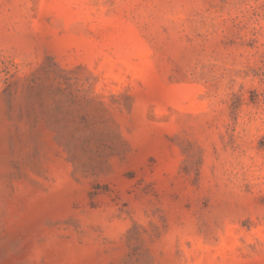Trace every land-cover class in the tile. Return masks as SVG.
<instances>
[{
    "label": "rangeland",
    "instance_id": "obj_1",
    "mask_svg": "<svg viewBox=\"0 0 264 264\" xmlns=\"http://www.w3.org/2000/svg\"><path fill=\"white\" fill-rule=\"evenodd\" d=\"M0 264H264V0H0Z\"/></svg>",
    "mask_w": 264,
    "mask_h": 264
}]
</instances>
